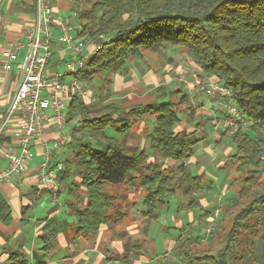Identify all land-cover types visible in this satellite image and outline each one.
Listing matches in <instances>:
<instances>
[{"label": "trees", "instance_id": "obj_1", "mask_svg": "<svg viewBox=\"0 0 264 264\" xmlns=\"http://www.w3.org/2000/svg\"><path fill=\"white\" fill-rule=\"evenodd\" d=\"M66 1L78 4L74 30L77 37L97 39L103 34L109 39L103 40L87 66L74 75L83 82L91 84L100 79L106 87L114 75L129 74L132 61L143 58L146 52L179 49L191 56L199 77L215 78L230 91L231 105L237 107L248 125L228 135L235 146L231 156L238 175L225 166L219 168L232 174L236 196L206 240L223 246L216 252L196 254L197 237L182 228L178 229L174 248L177 258L185 264H264V0ZM36 5L37 0H31L22 9L35 12ZM60 63L55 52L53 65ZM101 100L89 101L75 95L67 111V122L79 119L81 124L72 128L73 137L88 132L91 139L71 143L72 156L64 160L65 166L58 174L60 186L70 177L79 176L78 183L86 191L69 202L77 231L96 236L103 226L117 227L127 216L118 203V193L111 192L107 185L132 182L145 190L140 201L145 221H159L170 197L178 192L180 202L175 215L202 209V192L210 182L203 174H195L190 166L193 163L186 161L196 155L197 144L207 136L204 125H215L213 118L198 119L197 107L181 87L175 86L159 85L145 98L133 102ZM182 103L187 105L189 117L185 119L179 107ZM152 117L149 152L138 147L130 150L118 138L139 122H145L148 130L147 120ZM182 122L194 130H176ZM229 129L222 127L220 138ZM199 131L203 136H196ZM168 159L174 161L173 166L165 167ZM78 202L80 208L76 206ZM0 221L5 225L13 222L11 205L2 194ZM44 221L41 238L45 247H50L67 221L55 217ZM4 264L32 263L18 248Z\"/></svg>", "mask_w": 264, "mask_h": 264}, {"label": "rangeland", "instance_id": "obj_2", "mask_svg": "<svg viewBox=\"0 0 264 264\" xmlns=\"http://www.w3.org/2000/svg\"><path fill=\"white\" fill-rule=\"evenodd\" d=\"M63 1L65 2L66 0ZM75 5L78 4L69 3V7H59L61 18L68 21L74 30L75 26H77L75 14L78 11V8L76 9ZM79 24L81 23L79 22ZM131 64L132 70L130 68L131 73L128 75L132 76V82H123V85L122 82H120L119 85L121 87H118V84L116 81H114L105 87L103 86L102 80L95 79L91 84H88L92 97H95L97 100L103 98V100H101L103 103H106L109 99H117V97L126 102H133L134 97L141 94L139 93V90L141 91V89L146 88L144 86L145 84H150V81L157 76L159 79V75H161V83H163L162 85L181 87V90L188 95L190 102L197 107L198 119L203 117L202 114H205L206 117L213 118V121H215L217 124V122L226 116L227 110L232 103L230 102L231 96L226 93H222L221 87L218 85V82L215 78H208V80H205L199 77L198 67L187 52L180 51L179 49H176V51L169 50L167 53L149 51L145 53L143 58H137L133 60ZM62 69L64 70V66H62ZM134 69L136 71H134ZM128 77L129 76H127L126 79H128ZM133 83L135 84L133 85ZM215 83H217V85H215ZM213 86L216 87L214 89V93L208 94L207 90L210 88L212 89ZM218 89H220L221 92ZM101 93L102 96L100 97L99 95H101ZM142 96L143 95H140L136 100L143 98ZM200 106H204L206 108H201ZM179 107L183 109L182 111H184L182 118H188L189 116H186L188 114V111H186L187 105L182 103L179 105ZM198 108H200L199 110L202 114H199ZM78 121L79 119H75L74 121L67 122L64 132L66 134L71 133V130L74 126L79 128L81 124L80 122L78 123ZM142 123L143 122L134 124L131 131L138 132ZM185 125L186 124L183 122L180 124V126L183 127ZM247 125L248 124L246 123V126ZM220 127L218 128L220 130H215L212 124H205L203 128L207 133L205 138L206 141L213 140L214 133L220 134L219 131L221 132L223 126L221 125ZM236 129L237 128H230L228 130V134L217 140L215 145L213 144L214 141H212L213 145L210 147V149H208V151L200 150V143L197 146L196 155L186 161L187 163H193L190 164V166L195 174H203L207 183L210 182L207 186L208 188L206 187L202 192V209H195L193 215L188 211H183L184 213L181 212L182 214L178 216L174 215V212L180 202L178 192L177 195L170 197L169 203L162 210V215L159 221H145L141 219V211L143 206L142 202H140L145 190L136 188L132 182L115 186L107 185L111 192L116 194L118 193V203L120 208H122L125 213H127V216L121 223L118 224V228H120L121 231L117 233V236H120L121 240L115 243V245L119 248L120 254L119 252L116 254L112 252L109 253V251H106V254L109 256L114 255L116 259L121 258L122 263L120 264H132L134 260L136 261L135 264H185L177 258L174 248L179 233V230L176 229L178 227L179 229L183 228V232L197 237L195 245L196 254H199L202 251L210 252V250L216 252L217 249H220L223 246L222 243H209L206 239L212 226H216L218 220L223 216L225 217L226 208L233 203L234 196H236L235 187L231 186L232 174H228L226 170L222 171L219 169L220 167L225 166L230 169L229 171L234 172V176L238 175V173L235 174V162L231 156V153H233L235 150V146L231 144L230 138L228 136ZM198 133H201V131ZM89 134L90 133L85 132L80 134L79 137L77 135L76 137L78 139L73 137L69 144L61 147L62 150L60 147L57 148V151H54V163L57 160L58 162H56V164L61 163L62 167L65 166L64 160L72 156V153L69 151L71 143L89 141L91 140ZM132 135L133 134H130L129 136L128 134L126 138L131 137ZM141 142L142 141H139L138 144H142ZM204 147H206V145H204ZM59 150L63 152H60ZM230 151L231 153H229ZM173 164L174 161L171 159L164 161L165 167H171ZM167 174L170 176L171 173ZM56 178L59 181L58 176ZM262 179H264V173L262 175ZM80 180L81 179L79 176H72L66 184H61L60 186V184L57 183V188H53V191L57 192L59 191L60 186V192L56 193L54 202L52 204L53 206H57L56 209L63 207L60 211L61 214L65 213L66 215H71L68 212V209H70L68 208V202L75 200L78 193H86L85 189L80 186V183H78ZM76 183H78L79 186H77ZM26 189L27 188H21V194H23ZM130 194L131 198L129 197ZM49 196L44 194L40 198L37 208L38 214L36 216H41L39 213L42 212L43 214L44 210L49 209V207L46 206ZM76 206L80 208V202H78ZM66 215L62 216L69 221H73L72 218ZM63 217H60V219ZM129 224L138 226L140 231L143 229L141 238L137 236L139 230L137 228V230L131 229L133 226H130ZM169 228L170 230L168 231L167 229ZM123 229L128 230L127 232H124L122 231ZM25 230L28 231V228ZM72 231L74 232L75 230L72 229ZM88 239H91V237ZM41 242L42 241L39 240V244L44 245V243ZM139 245H141L140 248L138 247ZM56 248H58L56 245L50 246V252L45 255V260L48 261L51 259L50 255L53 254L52 252ZM83 248V244L82 246H78L75 254L78 255L83 250ZM89 251L90 253L88 254V259L90 257H94L98 251L105 254V252L98 247H93ZM142 254L145 256V258H142ZM148 257L151 261L148 260ZM90 262L91 260L89 263Z\"/></svg>", "mask_w": 264, "mask_h": 264}, {"label": "built area", "instance_id": "obj_3", "mask_svg": "<svg viewBox=\"0 0 264 264\" xmlns=\"http://www.w3.org/2000/svg\"><path fill=\"white\" fill-rule=\"evenodd\" d=\"M56 22L51 0H37L35 22L26 40H18L2 51V69L7 73L14 72L16 83L0 125V134L13 117L20 116L22 123L19 150L2 152L7 164L0 170V184L24 173L36 153H40L38 180L42 185L56 189L57 173L52 166L54 151L73 139L72 132H64L71 98L76 95L96 99L92 97L88 83L74 75L87 66L101 49L103 40L109 39L101 34L97 39L85 40L76 36L68 21L58 18ZM21 49L26 51L23 60L19 58ZM55 52L62 62L57 66L53 65ZM218 85L222 93L230 95L228 89ZM215 88L208 89V94H213ZM228 111V116L215 123V130L221 125L246 127L247 122L235 105H230ZM58 168L63 167L59 164Z\"/></svg>", "mask_w": 264, "mask_h": 264}, {"label": "crops", "instance_id": "obj_4", "mask_svg": "<svg viewBox=\"0 0 264 264\" xmlns=\"http://www.w3.org/2000/svg\"><path fill=\"white\" fill-rule=\"evenodd\" d=\"M30 1L31 0H0V125L3 122V119L5 117V112L11 101L12 93L16 81V75L14 72L7 73L2 69L1 55L5 47L10 46L11 44L21 39L25 41L27 37V33L33 27L36 17V11L28 12L27 10L22 9V7L27 6V3H29ZM51 3L53 5L54 19L56 22L58 21V18H61L59 7H65V8L69 7V3L67 1L64 2L63 0H51ZM23 4L24 6H22ZM14 6H16V9H14ZM25 52H26L25 49H21L19 55V58L21 60H23L25 56ZM134 71L136 70L134 69ZM116 75H114L115 79L113 77V82L116 81L118 87H121L119 85L120 82H122V85L123 82H127V83L132 82L131 75L128 74L126 76L120 74H116ZM127 76H129L128 79H126ZM161 80L162 77L161 75H159V79L157 76L156 78L150 81L151 82L150 84L148 83H147L148 85L145 84L144 86L146 88L141 89V91L139 90V93H141L139 94V96L143 95L142 97L145 98L146 95L149 94L153 89L163 84L161 83ZM134 84L135 83H133V85ZM139 96L134 97V101ZM85 99L90 101V98H85ZM117 99L121 100L118 97ZM200 107L206 108L204 106H200ZM199 114H202L200 110H199ZM202 116L208 118L206 117L205 114L204 115L202 114ZM203 117L201 118L205 119ZM153 121H154L153 117L151 118V120H147L149 126L148 130H146L145 122H143L138 132L136 131L132 132L130 130L126 134H119L118 138L124 141L130 150H133L134 148L138 147L141 149H147L149 152L150 133L153 128ZM21 123H22V118L20 116L13 117L7 123V126L5 127L4 131L0 134V170L3 167H5V165L7 164V160L3 156L2 152L4 150H10V149L17 151L19 150V135H20ZM183 128L189 131L194 130L192 126H188L187 124L184 127L178 125L176 127V130H180ZM128 134L129 136L130 134H133L134 137L132 135L131 137L126 138ZM203 134L204 133L202 132L197 133L196 136L200 137L203 136ZM205 138L206 137H204V139L201 140V142H199L197 146L201 143L200 150L208 151V149H210V147L213 144L214 145L216 144V141L220 139V136L219 134L214 133L213 140L206 141ZM51 140L53 141V135H51ZM139 141H142L141 142L142 144H138ZM212 141H214L213 144ZM204 145H206V147H204ZM36 149L39 148L36 147ZM61 150L59 151L63 152ZM229 153H231V151ZM41 159L42 157L40 153H36L34 159L30 162L29 168L24 173L14 176L11 181L0 184V194H2L11 205L12 215H13V222L10 225H5L0 221V264L7 263L10 253L18 248H21L27 254L32 264H120L122 263L121 258L116 259L114 255L109 256L106 254V251L107 252L109 251V253L112 252L114 254L119 252L120 254L119 248L115 245V243L121 240L120 236H117V233L121 231V229L118 228V225L117 227H115L114 224L105 225L100 229L99 233L96 236H88L79 233L76 227L74 226V216L70 213V209H68V212L71 215H66L65 213L61 214L60 212L63 207H59L58 209H56L57 206H53L52 203L54 202L56 193H58V191L55 192L50 186H44L39 182L38 165ZM56 162L58 161L56 160L54 163L53 160L52 166L57 173L56 175L57 177L59 171L62 170L64 166L63 168L59 169L58 165L59 164L61 165V163L56 164ZM56 181L57 183L60 184L57 178ZM21 188H27L23 194H21V190H20ZM44 194H47L48 196L50 195L46 203V206L49 207V209L44 210L43 214L42 212L39 213L42 217L36 216L38 214V210H37L38 202ZM129 197L131 198V194L129 195ZM69 205L70 203L68 202V208ZM188 212H190L193 215L194 210ZM62 215H66L72 218L73 221H69L68 219L64 218ZM51 217H55L60 221L65 220L67 221V224L60 229L57 238L54 240L53 244H51V246L56 245L58 246V248L53 250L52 252L53 254L50 255L51 259L47 261L45 260L46 259L45 255L50 252L49 251L50 247H45V245L39 244V240L42 241L41 243H44L41 238L43 235V226L45 224L44 219ZM60 217H63L64 219L63 218L60 219ZM129 225L131 226L132 224ZM132 226L133 228L131 229L137 228L139 230L138 226L136 225H132ZM27 228L28 231L25 230ZM72 229H74L75 231L73 232ZM177 229H179V227ZM127 230L128 229L126 230L123 229L122 231L127 232ZM142 230L143 229H141V231L139 230L137 233V236L140 238H141ZM89 237H91V239H88ZM82 244L84 247L83 250L78 255H76L75 251L78 249V246L80 245L82 246ZM93 247L101 248L105 252V254L103 252L98 251L94 257H90L88 259L89 256L88 254L90 253L89 250ZM138 247L140 248V245ZM142 258H145L143 254H142ZM90 260L91 262L89 263ZM148 260H150L149 257ZM135 262L136 261L134 260L132 264H135Z\"/></svg>", "mask_w": 264, "mask_h": 264}]
</instances>
